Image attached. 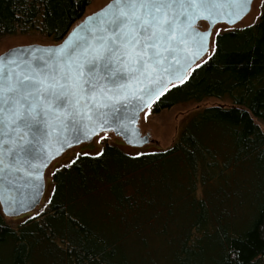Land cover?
I'll return each instance as SVG.
<instances>
[{
    "label": "trees",
    "instance_id": "16d2710c",
    "mask_svg": "<svg viewBox=\"0 0 264 264\" xmlns=\"http://www.w3.org/2000/svg\"><path fill=\"white\" fill-rule=\"evenodd\" d=\"M92 0H0V39L61 43ZM255 25L219 33L212 55L152 105L207 107L166 151L105 143L54 170L39 215L0 208V264H264V0Z\"/></svg>",
    "mask_w": 264,
    "mask_h": 264
},
{
    "label": "snow or ice",
    "instance_id": "6c2138e0",
    "mask_svg": "<svg viewBox=\"0 0 264 264\" xmlns=\"http://www.w3.org/2000/svg\"><path fill=\"white\" fill-rule=\"evenodd\" d=\"M224 5L227 13L220 11ZM250 5L251 0H112L63 45L45 49L51 55L0 56V175L27 165L28 175L39 181V168L51 154L37 146L66 122L82 125L85 138L121 108L130 115L112 123L135 122L138 111L150 109L173 81L183 83L184 71L207 52L212 33L199 31L197 22L207 19L214 26L226 16L235 23ZM34 188L39 191L38 184Z\"/></svg>",
    "mask_w": 264,
    "mask_h": 264
},
{
    "label": "water",
    "instance_id": "95a60500",
    "mask_svg": "<svg viewBox=\"0 0 264 264\" xmlns=\"http://www.w3.org/2000/svg\"><path fill=\"white\" fill-rule=\"evenodd\" d=\"M110 3H112V1ZM253 3L254 0H251L250 10H248L246 14H242V18L236 19L235 23L230 22L226 16L225 18L220 19L214 26H211L207 19H200L197 22L196 27L199 31L202 32L211 31L212 35L208 41L207 52L204 53L199 58H195L191 62L190 66L184 71L183 73L184 76L188 78L191 71L209 54L215 27L219 24H225L229 27L236 26L250 14ZM229 10L230 9L228 5H224L220 9V11L223 13H227ZM87 17L78 25H76L61 43L50 46H43L37 44L19 46L8 50L7 52L3 53L0 56H5V54H7V56L9 57L18 58V60H24V59L32 60L33 57L49 56L51 55V53L46 52L45 49L55 48L57 46L63 45L66 40L71 39L74 30L77 29L79 25L83 24L86 21ZM201 23H206L208 25L207 30H202L200 28ZM105 72L106 70L103 67L99 69V74H104ZM178 75L180 74L178 73ZM173 83L175 85L181 84L178 81H173ZM153 104L154 103H152L151 106ZM147 109L148 108H144L143 110L138 111L137 119L135 122H131L127 119H124L122 122L112 123V121L115 120L116 117L118 116L130 115V113L125 112L121 108L120 111L109 117L108 124L104 125L103 128L96 127L95 132L90 133L89 137L87 138L83 136V133L85 132V128L82 125H77L75 128H73L71 124H69L68 122H66V126L63 129L58 128L56 131L49 130V137L47 138V140H45L44 142H42L40 145L37 146L38 151H42L45 154L47 153L51 154L49 158L45 160L46 166L39 168V172L41 174V178L39 181H36L34 177H30L28 175L29 169L27 165L21 166L19 171H15L13 173H9L7 170H5V172L2 175H0V208L4 216L6 218H19L21 216L34 212L41 205L46 193L47 170L54 161L61 158L67 151H69L72 148L81 146L83 144L91 143L97 136L103 133H113L116 137L120 138L127 146L133 148H142L152 143L149 135H142L141 130L139 128V121L141 115ZM88 123L90 122L88 121L82 122V124H88ZM78 134L81 136V139L79 141L73 140V137ZM65 139L68 140L69 143L63 144V146L61 147V144ZM33 163L39 164L40 161L35 160L33 161ZM36 184L39 185V191H36L34 188V185ZM21 204H24L25 206L21 207Z\"/></svg>",
    "mask_w": 264,
    "mask_h": 264
},
{
    "label": "rangeland",
    "instance_id": "374dc122",
    "mask_svg": "<svg viewBox=\"0 0 264 264\" xmlns=\"http://www.w3.org/2000/svg\"><path fill=\"white\" fill-rule=\"evenodd\" d=\"M112 0H92L90 6L88 7L84 18L80 21L82 22L87 16L97 13L108 5ZM262 0H254L252 5V10L250 14L242 20L239 24L234 27H229L225 24H219L215 27L213 32L212 44L209 54L204 58L198 65L204 63L213 53L215 37L222 32L241 29L244 27L253 26L258 21L261 10H262ZM79 22V23H80ZM78 23V24H79ZM77 24V25H78ZM200 28L202 30H207L208 25L206 23H201ZM218 33V34H217ZM43 45L50 46L56 45L55 43L37 36H9L0 39V55L7 52L8 50L27 45ZM230 99H207L201 103H183L178 104L170 109L163 110L162 112L155 114L152 106L148 108L142 115L139 121V128L142 135H149L152 143L146 145L142 148H133L127 146L120 138L116 137L113 133H103L97 136L91 143L83 144L81 146L75 147L67 151L61 158L57 159L52 163L46 172V193L41 205L32 213L21 216L19 218H7L10 224H18L23 222L27 218L39 215L45 209L50 194H51V184L52 175L54 170L61 169L63 167L69 166L78 156H99L101 154L103 145L105 143L112 144L119 148L121 151L131 156H141L151 152H156L159 150L166 151L171 148V146L178 140L182 130L189 123V121L196 116L199 112L207 107H212L216 105H227ZM145 113H148L146 116ZM261 128L264 131V124H261ZM139 154V155H138ZM39 213V214H38Z\"/></svg>",
    "mask_w": 264,
    "mask_h": 264
}]
</instances>
